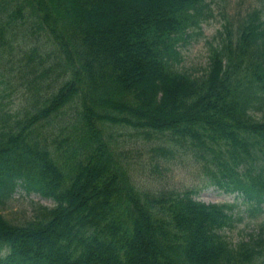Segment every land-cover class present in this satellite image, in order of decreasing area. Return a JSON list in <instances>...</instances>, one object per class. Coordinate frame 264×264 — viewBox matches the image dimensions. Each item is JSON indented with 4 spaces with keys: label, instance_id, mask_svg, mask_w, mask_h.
<instances>
[{
    "label": "trees",
    "instance_id": "trees-1",
    "mask_svg": "<svg viewBox=\"0 0 264 264\" xmlns=\"http://www.w3.org/2000/svg\"><path fill=\"white\" fill-rule=\"evenodd\" d=\"M79 1L0 0V82L14 103H0V205L17 186L55 202L22 223L0 214V264H264V240L224 236L229 207L140 189L108 132L187 140L219 188L264 205L259 14L194 75L173 47L204 0H94L91 16L94 1Z\"/></svg>",
    "mask_w": 264,
    "mask_h": 264
},
{
    "label": "rangeland",
    "instance_id": "rangeland-1",
    "mask_svg": "<svg viewBox=\"0 0 264 264\" xmlns=\"http://www.w3.org/2000/svg\"><path fill=\"white\" fill-rule=\"evenodd\" d=\"M210 1V0H209ZM260 3L257 0H213L207 14L208 19L203 21L200 29L193 31L192 41L187 45L183 43L179 46L182 53V60L178 67L181 71L197 74L194 70H202L207 66V55L210 43L214 46L217 41L212 38L217 35L223 23L235 24L238 18L247 10H251ZM148 81V79H145ZM4 85L0 82V95ZM11 97L0 98V103L9 108L13 106ZM15 100V98H13ZM114 132H123L119 128L112 129ZM121 137L119 140H123ZM131 155L136 159L140 158V163L130 161V168L137 174V181L141 187L151 184L156 189H172L183 191L192 189L196 192V199L206 203H222L227 201L216 194L215 189L206 187L205 174L201 173L199 166L193 161V157L186 149L175 147L167 155H155L148 149H141ZM52 207L54 204L50 200L41 199L36 195L27 196L23 190L18 188L7 204L1 208V213L14 223H22L30 220L36 205ZM250 207L239 206L234 212L232 227L225 231L229 241L234 244L249 235H256L260 222L264 221V214L259 217L250 214L253 219H249L244 213ZM237 217H240L239 220Z\"/></svg>",
    "mask_w": 264,
    "mask_h": 264
},
{
    "label": "bare ground",
    "instance_id": "bare-ground-1",
    "mask_svg": "<svg viewBox=\"0 0 264 264\" xmlns=\"http://www.w3.org/2000/svg\"><path fill=\"white\" fill-rule=\"evenodd\" d=\"M84 1H86V0H84ZM91 1H94V0H91ZM79 2H83V0H80ZM86 2H88V1H86ZM83 3H85V2H83ZM94 3V6H92L91 8H92V11L89 13L90 15L89 16H91V14L93 15L94 14V12L96 11V10H98V9H100V7L98 6L97 7V4L95 3V1L93 2ZM96 4V5H95ZM52 5V4H51ZM114 5H115V1L113 0V1H111V4H110V6L111 7H114ZM54 7H55V5H54ZM53 8V7H52ZM94 10V11H93ZM152 151H155L156 150V148L155 147H152V149H151Z\"/></svg>",
    "mask_w": 264,
    "mask_h": 264
}]
</instances>
